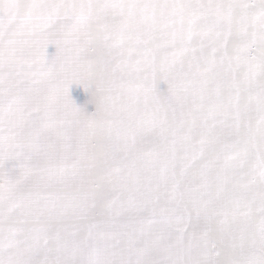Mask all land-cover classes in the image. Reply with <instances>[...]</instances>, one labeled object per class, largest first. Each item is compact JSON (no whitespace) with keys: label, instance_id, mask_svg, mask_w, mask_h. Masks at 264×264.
<instances>
[{"label":"snow or ice","instance_id":"1","mask_svg":"<svg viewBox=\"0 0 264 264\" xmlns=\"http://www.w3.org/2000/svg\"><path fill=\"white\" fill-rule=\"evenodd\" d=\"M0 264H264V0H0Z\"/></svg>","mask_w":264,"mask_h":264}]
</instances>
